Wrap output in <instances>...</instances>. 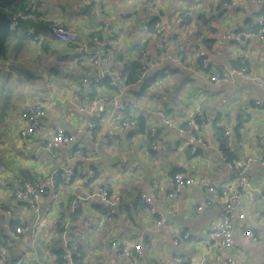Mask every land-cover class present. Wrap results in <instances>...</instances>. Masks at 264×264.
Segmentation results:
<instances>
[{
  "label": "crops",
  "instance_id": "0c3cea01",
  "mask_svg": "<svg viewBox=\"0 0 264 264\" xmlns=\"http://www.w3.org/2000/svg\"><path fill=\"white\" fill-rule=\"evenodd\" d=\"M220 1L222 6L218 7ZM31 4L36 5L43 22H58L76 30L79 39L90 40L89 53H96L97 46L86 35L103 31L106 36L111 31L120 41L112 52L123 55L117 62L113 55L108 60V68L113 72L124 68L125 61L135 58V48L147 42L151 65L147 72L150 75H146L157 77L150 81L143 96L135 93L147 76L142 83L124 87L122 96L128 99L129 110L144 119L145 126L142 128L141 123L138 134L117 131L107 145L103 142V122L93 113L80 112L81 103L74 99L83 77L97 74L95 67L79 62L88 54L79 55L68 48V42L54 37L52 30L49 35L43 27H30L31 31H39L35 38L40 37V41H26L17 55L22 53L24 57L26 49L32 50L36 45L39 60L31 51L28 59L43 66L49 75L26 92V99L29 94L32 98L20 100L11 109L17 108L19 114L11 121L14 133L0 132V261L25 252V264H58L52 247L65 249L66 238L70 246L76 247L81 264H128L126 258L114 252V239L122 245L143 242L141 264H156L162 259L171 263L178 255L186 264H193V258H204L208 264L227 258L235 264H264V209L257 201L255 189H249L243 197L245 219L236 224L234 246L206 253L203 245L217 226L222 209L220 186L210 191L197 183L171 196L170 182L172 172L177 170L188 171L200 180L229 183L235 179L241 163L252 157L247 175L254 188L264 191L260 141L264 135V32H260L261 26L256 22L264 12V0H157L155 9L139 8V0H93V5L86 0H77L73 5L35 0ZM183 13L190 15V23H185ZM202 13L216 17L214 33L201 25L198 17ZM156 16L166 26L163 40L149 31ZM14 29L16 36L11 46L21 34L18 24ZM234 31L248 34L240 38L233 35ZM209 37L213 41H206ZM162 42L166 51H162ZM201 49L212 54L219 63L216 66L224 72L241 67H246V72L213 83L202 69ZM97 88L111 96L121 90L113 86ZM257 100H262V104H257ZM33 102H45L48 114L42 127L23 139L21 113ZM87 107L93 104L87 101ZM159 110L175 118L178 125L188 120L197 123L201 129L195 134L200 141L190 143L189 133H181L177 125L163 124L156 114ZM89 120L97 122L93 136L88 130ZM8 122L2 119L0 126ZM57 126L74 133L75 142L48 148ZM152 127L154 132L149 131ZM225 130L230 133L225 134ZM222 138L231 143L225 147L232 161L225 159ZM76 147L87 151L89 167L99 169L103 183L118 200L112 209L101 200L99 184L88 176L89 167H82L80 158L71 155ZM74 163L77 167L73 180L66 184L57 176L56 190L48 188L42 195L38 219L37 212L16 198V181L45 178L54 175L55 169ZM143 193L152 197L155 212L148 209ZM76 200L79 205L74 209L72 203ZM200 205L204 207L198 209ZM161 217L165 223L157 225ZM38 220L42 223L39 231L13 235L11 228ZM5 221L10 222V228L2 227ZM62 226H66L63 233ZM246 229L253 230L256 239L246 236ZM176 238L181 240L178 244L174 242Z\"/></svg>",
  "mask_w": 264,
  "mask_h": 264
},
{
  "label": "built area",
  "instance_id": "2783aa9c",
  "mask_svg": "<svg viewBox=\"0 0 264 264\" xmlns=\"http://www.w3.org/2000/svg\"><path fill=\"white\" fill-rule=\"evenodd\" d=\"M88 3L93 5V0H86ZM157 5V0H139V8L141 9H155ZM91 12H93V6L91 7ZM35 13L32 11H26L20 9L14 11L10 14V18L14 21L19 19L34 18ZM261 27L260 32H264V12L258 17L256 21ZM52 33L54 37L59 40L74 43L73 49L76 52H85L88 56L80 58L79 62L82 66H85L87 63L97 69V74L95 76H84L78 93L74 94V99L78 100L81 104L78 106L80 112L93 113L96 119L104 124L106 127L105 135L103 137V142L107 145L110 144V138L115 136L117 131H124L125 133H134L138 134L141 128V122L138 118V115L129 110L128 99L122 96L123 90L119 89L120 92L115 96H111L107 91L97 88L101 87L103 80L106 77L110 78V86L116 87L118 82L115 77L111 74L115 73L118 77L121 78V73L123 68H120L118 71H110V75H105V70L101 65V57L99 52L96 50L92 53L90 51V40L79 39L78 32L74 29H68L62 24L56 22L51 26ZM166 26L161 20H158L154 24V33L158 36L159 39H163ZM248 34L247 32L238 33L233 32L234 36L241 38V35ZM97 47H103L107 53V61L112 58L114 54L112 51L116 49L120 41L114 37L111 31H107V35L100 37L99 35H94L91 39ZM162 47L163 44L161 45ZM199 55L202 57L203 65L202 69L206 71L209 76V79L215 83H221L222 81H227L230 79L232 74L240 73L243 74L246 72V67H241L240 69H232L230 72H224L220 67L216 66L219 63L214 60L212 54H208V51L201 49ZM171 58L170 55H168ZM138 61L143 65L144 68L140 71L137 82L142 83L147 72L148 67H145L149 61V55L147 52H143L142 55L138 58ZM87 101H90L93 104V107H87ZM262 100H257V104H262ZM49 107L44 102H33L28 103L21 113L22 125L20 127V137L23 139H28L32 134L37 132L43 124L45 117L48 114ZM158 117L161 119V122L169 127L177 125L178 130L181 133H189L190 143L200 141V138L196 136L195 132L201 129V127L195 123L193 120H188L186 124L178 125L175 118L167 114L163 110L156 112ZM220 125V123H218ZM97 127V122L89 120L88 130L91 136L94 134V129ZM155 128H149L150 132H154ZM229 130H225V134H229ZM76 140V135L66 128L57 126L55 131L52 133L51 140L47 143V147L50 148L52 145H62L67 146L73 144ZM261 148L263 153L262 163L264 164V135L261 139ZM231 143H227L226 146H229ZM152 146H155L152 143ZM196 150L193 149V152ZM73 158L79 157L80 165L86 168L89 167L88 163V153L84 148L76 147L72 150ZM252 157H247L244 162L241 163L239 169H237V175L232 182L226 183L221 182H209L205 180H200L197 176L192 175L188 171H176L170 177V182L172 186L171 196H177L178 193L185 190L189 186L196 185L200 183L201 185L208 188L210 191L215 190L220 186V195L222 198V209L219 217L217 226L209 233L207 241L204 243V249L206 253H217L221 250H229L234 246V231L238 221L245 219V210L243 206V197L246 195L249 189H255L258 197L257 201L260 202L264 209V191L254 188L252 186V181L247 175V170L249 169L250 162ZM231 164V163H230ZM232 165V164H231ZM77 163H74L70 167H60V170H54V175H49L45 178H31V179H20L16 181L15 196L18 200L23 201L27 206L37 212L38 216V204L42 195L46 194L48 188H53L56 190L58 184V177L60 176L64 183L69 184L73 178L76 171ZM95 169V170H93ZM88 176L94 179L99 185L97 188L98 193L101 196V200L107 204L106 206L115 205L118 200L110 195L108 186L102 182V173L96 167H89ZM143 199L148 204V209L153 213L155 212L153 199L150 195L145 193L142 194ZM79 205V202L76 200L72 203V207L75 209ZM204 206L200 205L198 209H202ZM9 213V212H8ZM8 223L5 221L2 223V227L10 228ZM165 223L164 218L157 220V225H162ZM42 223L38 220L36 223L27 224V225H16L14 229L11 228L14 236H20L24 233L39 231L41 229ZM64 231L66 226H62ZM245 235L256 239V235L251 229H246ZM187 238L188 235H185ZM181 240L178 238L175 239V244H178ZM65 249L62 254V260L64 264H81L74 258L75 250L68 244L67 239L65 238ZM111 246L120 258H126L128 264H141L143 256V242H131L123 244L120 241L114 239L111 242ZM26 253L15 254L9 258H6L0 261V264H25ZM193 264H208L204 258L196 259L193 258ZM156 264H186L185 259L178 255L173 257L171 263L162 259L159 260ZM214 264H235V261L232 258H227L222 262H216Z\"/></svg>",
  "mask_w": 264,
  "mask_h": 264
},
{
  "label": "trees",
  "instance_id": "16d2710c",
  "mask_svg": "<svg viewBox=\"0 0 264 264\" xmlns=\"http://www.w3.org/2000/svg\"><path fill=\"white\" fill-rule=\"evenodd\" d=\"M25 1L26 0H0V58H8L6 56L9 53V47L11 46V42L13 40V37L15 35V30H16V29H14V27L17 24H18V27L20 28L18 31H21L18 42H15V49L18 51L21 50L23 44L28 40L35 41V42L40 41V37L37 36V38H35V36L37 34H39V31L38 30L31 31L30 27H36L37 29L40 27L41 28L43 27L44 33L49 34V35L52 34L51 33V26H52L51 24H54V23L43 22L41 13L37 11L36 5H33L31 3L29 4V2H28V4H24ZM220 6H222V1H220L218 3V7H220ZM20 9H24L26 11H32L36 14V16L34 18L19 19L17 21L12 20L10 18V14L13 13L14 11H17ZM87 9L88 8L85 7L86 11H87ZM182 16L184 17L185 23H187V22L190 23L191 17L189 14L183 13ZM158 18H159L158 16L154 17V19L149 24V31L152 33H154V24L156 21H158ZM214 18H216V17L210 16L207 13H202L198 17V19L202 22V23L200 22L201 25H203L207 29L209 28L212 31V33H214L216 31V28L213 26ZM96 34L99 35L100 37L105 36L103 31H101L100 33H96L94 31H91L86 36L87 37L91 36L90 38L92 39V37ZM206 41H213V38L212 37L206 38ZM162 44L164 46V47L161 46L162 48H164L162 51H166L164 42H162ZM67 47L70 49H73L74 43L68 42ZM147 48H148L147 42H145L142 45H138L135 48V52H136L135 58L130 60V61L124 62V68H123V71L121 73V79L124 82L125 86H132V85L134 86V84L137 83L138 75L140 74V71L142 70V68H144L143 65L138 61V58L142 55L143 52H149ZM79 55H85V52L81 51L79 53ZM113 56L115 58L114 59L115 62H117L118 59H120V60L123 59V55L121 53L115 54V51H114ZM150 65H151V63H150V58H149V61L145 67L150 68ZM112 69H113V67H112ZM147 74L150 75V72ZM149 75L148 76L146 75L147 78H146L144 84H142L140 86L139 92H136L135 95L143 96L144 94L147 93V90L150 86V81H152L153 79H156V77H157L156 74L151 76V77H149ZM100 86L101 87L104 86L105 88H108V89L111 88L110 78L106 77ZM116 89L119 90L118 85L116 86ZM139 120H141L142 128H143L145 126L144 119L142 120V118L140 117ZM220 142H221V147L224 150V153L226 156V158H225L226 161L230 160L231 159L229 157L230 151H228V149L225 147L227 142H228V139L222 138V139H220ZM230 161H232V160H230ZM176 171L177 170H174L172 173H174ZM108 189H109V192L111 195L112 194L111 190L109 187H108ZM107 208L112 209V207H107ZM14 224H18V223H14ZM61 230L63 233L64 229H61ZM59 231H60V229H59ZM75 248H74V250H75ZM52 250L54 251V253L57 256L58 264H64L63 260H62V254L64 253V249H62L61 247H52ZM74 258H75V260H78V259L80 260L81 256H79V255L77 256V252H76L74 254Z\"/></svg>",
  "mask_w": 264,
  "mask_h": 264
},
{
  "label": "rangeland",
  "instance_id": "374dc122",
  "mask_svg": "<svg viewBox=\"0 0 264 264\" xmlns=\"http://www.w3.org/2000/svg\"><path fill=\"white\" fill-rule=\"evenodd\" d=\"M32 1L35 0H26L24 4H28V2L30 4ZM51 1H59L64 5H67L68 2L73 5L77 0ZM34 46L32 50L26 49L28 53H25L24 57L22 53L17 55L15 45L10 46L9 53L6 56L8 58H0V121H2V119L9 120L7 124L0 126V132L6 133L8 131V134L14 133L15 126H13L11 121H14L19 114L17 108L11 109L14 108V105L19 103L20 100L26 99V92L32 89L33 85H36L43 77L49 75L47 74V70L44 71L43 66H39V63H35V61H30L28 59L30 51L34 53V57L38 55L39 50ZM36 58L38 59V56ZM28 98H32V95L29 94ZM28 98L26 100H29ZM10 127H12V129H10ZM102 182L104 181L102 180ZM244 204H246V201H244Z\"/></svg>",
  "mask_w": 264,
  "mask_h": 264
},
{
  "label": "water",
  "instance_id": "95a60500",
  "mask_svg": "<svg viewBox=\"0 0 264 264\" xmlns=\"http://www.w3.org/2000/svg\"><path fill=\"white\" fill-rule=\"evenodd\" d=\"M96 50L100 54L101 65H102V68L105 70V75H107V76L110 75V69L108 68V61H107V53H106L105 49L103 47H97ZM111 75L116 78L120 89L123 90L125 85L122 82L121 78L118 77V75H116L115 73H112Z\"/></svg>",
  "mask_w": 264,
  "mask_h": 264
}]
</instances>
